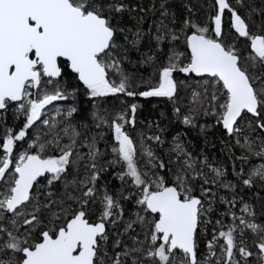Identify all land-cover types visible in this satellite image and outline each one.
<instances>
[{
  "label": "snow or ice",
  "instance_id": "snow-or-ice-1",
  "mask_svg": "<svg viewBox=\"0 0 264 264\" xmlns=\"http://www.w3.org/2000/svg\"><path fill=\"white\" fill-rule=\"evenodd\" d=\"M181 7L0 0V264H264V0ZM137 96L212 117L230 167L134 137Z\"/></svg>",
  "mask_w": 264,
  "mask_h": 264
},
{
  "label": "trees",
  "instance_id": "trees-1",
  "mask_svg": "<svg viewBox=\"0 0 264 264\" xmlns=\"http://www.w3.org/2000/svg\"><path fill=\"white\" fill-rule=\"evenodd\" d=\"M148 3V0H144ZM173 11H182L183 0H169ZM259 3V0H256ZM227 15V13H226ZM152 22L151 14L146 18V26ZM132 58H136V54L133 53ZM186 102V101H185ZM71 101L59 102V106L62 108H68L71 106ZM128 103H136L138 111L136 113L137 124L136 129L132 130V135L135 137L137 131H142L146 134H152L156 131L155 126L149 127L153 121H159L160 126L164 129L161 134L162 139L165 141L162 147H158L152 143L153 149L158 155L167 154L172 146L173 138L176 136L180 137V141L186 146L190 145V150L195 149L196 151H204L208 155L210 162L215 161L217 164H224L230 167V161L227 159L226 152L221 151L222 145L220 144V130L218 128H212L206 133L201 132L200 126L207 123H212V117H198L197 126L190 127L184 125L181 120L177 119L172 112V103L164 97H134L128 98ZM87 107V105H85ZM183 111V109H182ZM161 113L164 116H161ZM75 119L79 120V114L76 115ZM12 124L11 116L9 115V125ZM3 129L0 128V135H2ZM151 143V142H149ZM103 142H101V149L103 150ZM255 159V158H254ZM143 163V161H141ZM118 169H111L108 179L112 187L118 189L120 187V181L115 177V173ZM246 197H250L251 193L246 192ZM221 208L223 206H220ZM259 208V204H257Z\"/></svg>",
  "mask_w": 264,
  "mask_h": 264
}]
</instances>
